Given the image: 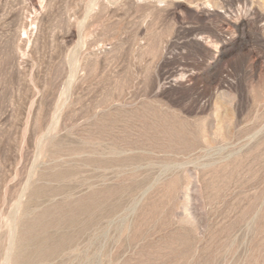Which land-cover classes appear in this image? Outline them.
Instances as JSON below:
<instances>
[{"label": "rangeland", "instance_id": "1", "mask_svg": "<svg viewBox=\"0 0 264 264\" xmlns=\"http://www.w3.org/2000/svg\"><path fill=\"white\" fill-rule=\"evenodd\" d=\"M13 263L264 264V0H0Z\"/></svg>", "mask_w": 264, "mask_h": 264}, {"label": "bare ground", "instance_id": "2", "mask_svg": "<svg viewBox=\"0 0 264 264\" xmlns=\"http://www.w3.org/2000/svg\"><path fill=\"white\" fill-rule=\"evenodd\" d=\"M134 159V158H133ZM73 225V224H72ZM89 229V228H88ZM62 232V231H61ZM61 236V235H60ZM55 249V248H54ZM33 256V255H32ZM42 262V261H41ZM14 264V263H13Z\"/></svg>", "mask_w": 264, "mask_h": 264}]
</instances>
